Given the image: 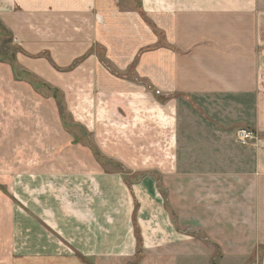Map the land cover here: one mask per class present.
Instances as JSON below:
<instances>
[{"label": "crops", "instance_id": "crops-1", "mask_svg": "<svg viewBox=\"0 0 264 264\" xmlns=\"http://www.w3.org/2000/svg\"><path fill=\"white\" fill-rule=\"evenodd\" d=\"M138 6L166 32L158 59L168 46L173 49L174 55L167 56L172 64L166 65V54L157 63L161 89L221 98L209 103L217 114L206 116L214 132L205 136L231 144L216 153V164L193 169L174 162L160 172H169L161 180L148 176L130 186L109 175L97 152H86L71 137L59 106L52 110L53 97L22 74L62 90H70L74 76L90 80L96 68L92 49L102 44L103 29L117 24L125 10L121 0H0V38L4 27L19 50L13 60H0V140L23 132L20 124L32 125L37 134L41 124L44 136L57 139L44 152L56 161H31L19 170L5 164L7 153L0 149V172H29L0 181V215L12 220L0 227V245L11 255L3 257V264L208 262L215 243L229 258L264 264V92L261 80L254 82L256 75H264L259 49H264V0H138ZM132 59L133 54L125 60ZM16 108L19 119L10 116ZM240 123L260 135L251 147L237 141L233 129ZM20 187L28 194H19ZM17 237H28L22 253Z\"/></svg>", "mask_w": 264, "mask_h": 264}, {"label": "rangeland", "instance_id": "rangeland-1", "mask_svg": "<svg viewBox=\"0 0 264 264\" xmlns=\"http://www.w3.org/2000/svg\"><path fill=\"white\" fill-rule=\"evenodd\" d=\"M121 2L125 10L119 16L117 24L103 29L102 44H97L92 49L91 53L94 54L92 56L96 57V68L90 80L74 76L70 80V90H62L58 84L52 86L45 84L32 75L35 78L34 81L44 95L53 97L55 108L52 110L55 112L56 105L59 106L63 124L71 137L75 136V139L79 140L81 144L79 146H84L86 152L91 150L97 152L104 170L109 175H118L130 186L142 182L148 176H155L156 179L161 180L162 175L169 172L161 173V176L160 172L170 170L174 162H181L184 167L189 166L188 168L193 169L216 164L218 158L216 153L225 151V147H229L231 140L207 138L205 135L214 131H209L211 128L209 124L213 120H209L206 116L217 114V109L209 103H220L221 98L207 95V93L196 95L193 92L162 90L157 79V63L160 64V58L166 54V65L172 64L173 60L168 59L167 56L174 55L173 49L167 45L168 49L162 52L158 59L157 49L164 43L166 32L158 27L151 17L142 14L138 0H121ZM259 49L264 53L263 48ZM18 52L12 40L8 37L0 38L1 57L5 56L13 60V55ZM132 54V61L125 60ZM261 69L264 70V58L261 60ZM71 70H77V66ZM159 71L163 73V70ZM28 78L32 80V77L28 76ZM259 80L264 92V75L255 76L256 85ZM57 82L69 83V81L64 82V79H59ZM206 99L210 101L207 102ZM50 109L51 107H48L46 110L50 111ZM1 110L3 108L0 109V128L3 122ZM14 110L18 112L14 114L10 111V116L19 119V110L17 108ZM39 111H43L42 107ZM230 114L236 116L237 111L230 109ZM19 127L23 132L19 131L18 135H13V138L0 140L1 151L7 153L5 164L8 163L19 170V167L29 165L31 161L52 162V159L56 161V157L44 154L46 149L56 146L57 139L51 140L44 136L43 125L38 124V134L32 131L30 124H20ZM33 127L35 128V125ZM241 129H251L256 138L260 136L253 128L240 123L233 129L236 137L239 136ZM214 130L223 132L221 128ZM28 133L32 134L31 138ZM35 136H37L36 140H34ZM263 136L261 133L260 137ZM254 142L256 140L248 144L239 143V145L251 147L250 145ZM10 147L14 148L12 153L7 152ZM36 148L39 153L37 157L33 155ZM261 148L264 150V146L261 145ZM24 150L27 153L23 154ZM30 150L31 153H28ZM16 153L21 154L16 155ZM2 159L4 157L0 156V160ZM4 173L0 172V181L16 179L15 174L16 176L22 173L29 174L26 171L15 174L7 172L6 175ZM161 188L163 197H167V189ZM23 192L28 194L29 189L20 187L19 194ZM0 195L3 193L0 192ZM19 204L18 202L17 205ZM24 213L29 215L28 210ZM25 214L23 215L27 216ZM15 216V214L12 216L13 226L18 223ZM1 217L0 215V227H9L7 224H11L12 220L5 221ZM16 218L20 219L18 216ZM22 221L23 224L28 225L27 221L23 219ZM193 236L207 241L205 235L193 234ZM17 238L21 240H19L21 245L18 250L22 253L23 241L28 237ZM1 239L3 244L5 237L2 236ZM215 248V255L211 261L191 259L183 260L180 264H194L196 261V264H251L249 259L238 261L236 258L225 256L216 243ZM0 250L2 261L0 264H3V257L8 259L11 255L2 245Z\"/></svg>", "mask_w": 264, "mask_h": 264}, {"label": "built area", "instance_id": "built-area-1", "mask_svg": "<svg viewBox=\"0 0 264 264\" xmlns=\"http://www.w3.org/2000/svg\"><path fill=\"white\" fill-rule=\"evenodd\" d=\"M256 139V135L251 129H241L237 137V141L242 144H248Z\"/></svg>", "mask_w": 264, "mask_h": 264}, {"label": "trees", "instance_id": "trees-1", "mask_svg": "<svg viewBox=\"0 0 264 264\" xmlns=\"http://www.w3.org/2000/svg\"><path fill=\"white\" fill-rule=\"evenodd\" d=\"M1 29H2V35H3V37H8V32H7V30L4 28V27H1ZM9 38V37H8ZM10 39V38H9ZM11 40V39H10ZM5 58V56H0V60H3ZM81 62V60H79V61H76L75 62V64L73 65V67L74 66H77L79 63ZM22 76H24V78H27V79H29L32 83H34L36 86H39L35 81H34V77L31 75V74H29V73H23L22 74ZM22 76L19 74V77L20 78H22ZM28 76H30V77H32V80L30 79V78H28ZM62 111V110H61ZM98 154V153H97ZM140 236H139V244H140Z\"/></svg>", "mask_w": 264, "mask_h": 264}]
</instances>
